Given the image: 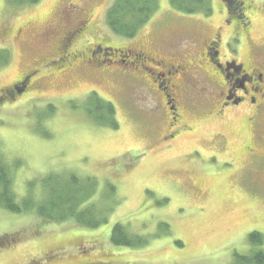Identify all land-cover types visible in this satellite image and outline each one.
I'll use <instances>...</instances> for the list:
<instances>
[{
  "label": "rangeland",
  "instance_id": "rangeland-1",
  "mask_svg": "<svg viewBox=\"0 0 264 264\" xmlns=\"http://www.w3.org/2000/svg\"><path fill=\"white\" fill-rule=\"evenodd\" d=\"M117 1L0 0V34L12 31L6 43L0 36L6 46L0 58H8L2 50L10 53L8 62L0 61V92L22 76L29 75L30 86L0 104V153L10 165L17 199L32 195L34 203L43 202L49 193L43 183L64 174L90 179L101 209L108 207L106 187L117 190L108 222L94 230L72 219L46 222L37 207L18 214L0 206V264H237L238 256L264 252V243L249 238L258 232L264 242V160L248 170L243 140L233 141L227 152L215 137L213 116L192 108L185 109L182 125L196 132L180 127L169 146L162 142L168 116L147 64L91 61L68 72L71 62L53 58L63 27L84 13L88 31L76 37L73 49L104 43L131 49V57L139 50L169 63H197L195 53L217 32L235 52L239 42L228 37L241 27L249 31L238 58L264 62V0H243V21L229 17V27L222 0H211L210 16L186 15L170 0H157L156 12L132 38L108 24ZM70 5L82 11L70 12ZM107 52L105 61L118 60L117 52ZM94 92L114 105L117 129L88 115ZM116 223L144 245L114 246Z\"/></svg>",
  "mask_w": 264,
  "mask_h": 264
},
{
  "label": "flooded vegetation",
  "instance_id": "flooded-vegetation-1",
  "mask_svg": "<svg viewBox=\"0 0 264 264\" xmlns=\"http://www.w3.org/2000/svg\"><path fill=\"white\" fill-rule=\"evenodd\" d=\"M231 4L233 5V2ZM68 9L70 12L81 10L79 5H70ZM225 10L227 12L225 22L229 27L231 17L226 6ZM79 14L76 15L80 17L77 16L71 22L72 24L63 27V34L56 40L58 54L53 58L71 62V69H68V72L79 70L81 67L85 68L91 61L99 62L104 66L121 63L129 67V65L134 66L136 63H140L145 67L144 64H147L149 67H145V70L150 74L151 79H155L158 96H162L161 106L168 116V134L162 139V142L167 141L169 146L173 144L179 135L180 127L185 130L188 128L190 133L196 132L194 127L182 125L185 109L191 112L192 108H195L203 114L209 113L216 120L214 123L218 125L214 132L215 137L221 141L222 145L226 146L227 152L233 141H237V145H242L241 141H244L243 152L246 153L245 155L250 161L248 170L256 160H264V62L259 59L242 60L237 56L249 29L244 30L241 27L232 29L233 35L228 38L234 36V39L236 38L239 42V48L237 47L235 52L228 47L230 39L224 41V35L217 32L215 37L204 43L201 52L195 53L197 63H193V60L191 62L183 60L176 64L169 63L157 59L150 53L146 54L135 50L133 54L135 63L128 64V58H133L127 53L131 51L129 48H114V52L118 53V60L112 61V58L109 62L104 60L109 49L104 43L95 44L87 51L81 48H71L76 37L87 33L89 27V17L84 13ZM10 31L1 32L3 33L2 36L0 34L3 37L1 42L6 43L10 40L9 36L12 37V31ZM2 44L4 43H0V50L6 49V46H2ZM192 50L191 46L189 51ZM225 50L228 53L227 57L224 54ZM150 65L153 67L151 68ZM25 77L22 76L14 84L11 83L3 88L0 97L16 95L18 88H21L22 92L27 91L30 86L28 82L24 81ZM211 134L213 133L211 132ZM172 140L174 141L170 142ZM230 154L235 155V152L231 150Z\"/></svg>",
  "mask_w": 264,
  "mask_h": 264
},
{
  "label": "trees",
  "instance_id": "trees-1",
  "mask_svg": "<svg viewBox=\"0 0 264 264\" xmlns=\"http://www.w3.org/2000/svg\"><path fill=\"white\" fill-rule=\"evenodd\" d=\"M40 0H29L31 4H35ZM228 8L229 16L242 20L245 15L244 1L232 0L234 6L222 0ZM230 1V0H229ZM171 7L186 15H204L210 16L212 13L211 0H170ZM157 0H119L111 7L108 13V24L110 28L122 37L132 38L138 30L147 23L152 14L157 10ZM233 7V8H232ZM110 53L114 52L113 47H109ZM2 52V51H1ZM8 58L10 54H8ZM132 51H128L130 54ZM108 53V52H107ZM8 58H0L2 63L8 62ZM31 77V75H30ZM26 83L29 81V75L25 77ZM21 88H18L20 91ZM5 97L0 98V104L4 102ZM11 98V97H9ZM91 107L86 109L88 115L94 118L98 123L109 125L114 129L118 128V122L115 119L116 110L111 102L102 100L95 92L90 96ZM95 104V107L93 105ZM10 165L5 162L0 153V206L12 213H24L32 210L34 207L38 209L39 215L44 221H67L72 219L80 227L86 229H98L108 222V211L114 209L116 188L112 185L107 186L102 197L108 204V207L101 209L98 207L95 195L97 196L98 188H96L90 179H81L74 174H68L65 177L53 178L52 181L43 183L44 189H48L47 198L41 203H34L33 196H25L22 200L17 199V195L13 187V176ZM38 189V188H37ZM32 192L35 188L29 187ZM110 207V208H109ZM111 243L114 246L134 247L142 244L145 240L142 237L130 236L125 227L116 223L111 232ZM252 242L263 244V238L260 233L255 232L249 235ZM261 241V243H260ZM237 264H264V252H256L253 256H238Z\"/></svg>",
  "mask_w": 264,
  "mask_h": 264
}]
</instances>
